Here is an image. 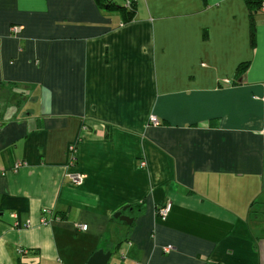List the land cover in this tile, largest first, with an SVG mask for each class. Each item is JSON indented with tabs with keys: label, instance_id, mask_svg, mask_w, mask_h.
Instances as JSON below:
<instances>
[{
	"label": "crops",
	"instance_id": "1",
	"mask_svg": "<svg viewBox=\"0 0 264 264\" xmlns=\"http://www.w3.org/2000/svg\"><path fill=\"white\" fill-rule=\"evenodd\" d=\"M102 3L0 0V264H264V9Z\"/></svg>",
	"mask_w": 264,
	"mask_h": 264
},
{
	"label": "built area",
	"instance_id": "2",
	"mask_svg": "<svg viewBox=\"0 0 264 264\" xmlns=\"http://www.w3.org/2000/svg\"><path fill=\"white\" fill-rule=\"evenodd\" d=\"M110 1H113V0H110ZM135 0H124V3H125V6L126 7H129L132 5V3L134 2ZM261 8L264 9V0H262V4H261ZM19 27L18 26H13L12 27V31L13 32H18L19 31ZM224 82L228 83L229 80H224ZM148 123L151 124V125H158L159 124V120L158 118L155 116V115H150L149 118H148ZM74 146H70V152L74 153ZM140 166H145V161H141L140 163ZM22 165V162H15L13 164V171H16L20 166ZM70 180L73 184H81L83 181H84V175L82 173H73V174H70ZM170 209V203L166 202L164 205H161L159 207H157V215L158 217H160L161 219H164L166 217V215L168 214V211ZM47 211L46 209L43 210V212ZM43 221V219H42ZM80 229L82 230H85L87 225L86 224H78L77 225ZM170 249H172V246L171 245H167V246H164L163 247V250L168 252Z\"/></svg>",
	"mask_w": 264,
	"mask_h": 264
},
{
	"label": "trees",
	"instance_id": "3",
	"mask_svg": "<svg viewBox=\"0 0 264 264\" xmlns=\"http://www.w3.org/2000/svg\"><path fill=\"white\" fill-rule=\"evenodd\" d=\"M99 2H103L102 5L103 6H114L115 4L112 3V1L110 0H98ZM105 1V2H104ZM247 3H248V6L249 7H252V5L255 3V4H258L259 3V6L261 7V4H262V0H246ZM116 6V5H115ZM118 9L121 13V16H122V21H130L134 18L135 16V12H136V7H135V3H132L131 6L129 7H126L125 4L124 5H119L118 6ZM255 33H256V23H255V20H254V15H253V12H250L249 14V38H250V43L251 44H254V40H255ZM245 66H246V61H243L241 62L239 65H238V68H237V71L238 73H242V71L245 69ZM137 207H141V205H130L128 206V209H133L135 210V208Z\"/></svg>",
	"mask_w": 264,
	"mask_h": 264
},
{
	"label": "water",
	"instance_id": "4",
	"mask_svg": "<svg viewBox=\"0 0 264 264\" xmlns=\"http://www.w3.org/2000/svg\"><path fill=\"white\" fill-rule=\"evenodd\" d=\"M122 209L125 210L126 207H123ZM114 217L125 221L127 224H130L133 221L131 217L122 214L121 211L116 212L114 214ZM110 256H111V252L109 251L104 252L102 249H99L91 255V257L88 259L86 264H107Z\"/></svg>",
	"mask_w": 264,
	"mask_h": 264
},
{
	"label": "rangeland",
	"instance_id": "5",
	"mask_svg": "<svg viewBox=\"0 0 264 264\" xmlns=\"http://www.w3.org/2000/svg\"><path fill=\"white\" fill-rule=\"evenodd\" d=\"M116 5H124V0H113Z\"/></svg>",
	"mask_w": 264,
	"mask_h": 264
}]
</instances>
